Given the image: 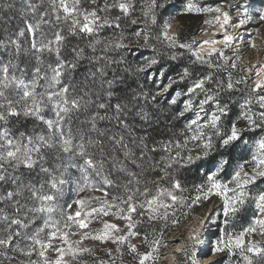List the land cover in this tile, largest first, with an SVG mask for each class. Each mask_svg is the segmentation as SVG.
<instances>
[{"label":"snow or ice","instance_id":"6c2138e0","mask_svg":"<svg viewBox=\"0 0 264 264\" xmlns=\"http://www.w3.org/2000/svg\"><path fill=\"white\" fill-rule=\"evenodd\" d=\"M138 3L143 19L130 20L141 25L131 35L142 39L138 49L155 54L133 66L127 55L135 53L125 43L122 21L133 16ZM251 5L252 0H220L205 7L200 0H183L176 16L216 13L204 23H216L223 39L181 42L172 30L173 15L160 19L173 0H0V257L9 264H89L83 259L89 254L92 264H116L126 245L134 264H157L161 249L177 239H165L167 231L191 218L187 238L173 249L182 259L172 255L170 264H200L207 252L226 254L224 264L235 257V264H264V63L244 68L225 55L240 38L236 29L254 18L264 23V7L253 11ZM107 29L112 32L105 36ZM153 40L185 50L190 66L206 65L208 71L193 78L194 67L162 66ZM250 46L257 47L254 41ZM183 55L173 51L168 60ZM238 67L249 75L235 78ZM253 70L260 79L234 114V102L224 94L241 91L238 86L247 84ZM220 71L226 79L215 75ZM140 74L156 84L155 92L128 85L129 75ZM166 96L165 106L160 98ZM162 113L169 123L166 139L159 131ZM21 116L43 128L17 133L13 120ZM181 120L183 126L173 131ZM249 148L248 158L225 179L234 154ZM181 170L204 179L185 187ZM165 180L170 187L162 186ZM149 185L155 186L154 195ZM66 191L75 199L65 208L60 201ZM248 209L249 224L228 231ZM108 216L124 221L123 228L102 219ZM136 217H146L150 233L141 236L138 225L145 221ZM98 218L102 227L89 228ZM256 233L262 240L251 238ZM89 239L110 242L115 252L103 247L107 259L101 258L85 244Z\"/></svg>","mask_w":264,"mask_h":264},{"label":"trees","instance_id":"16d2710c","mask_svg":"<svg viewBox=\"0 0 264 264\" xmlns=\"http://www.w3.org/2000/svg\"><path fill=\"white\" fill-rule=\"evenodd\" d=\"M207 1H212L214 3V5L216 4L214 2V0H207ZM182 2H183V0H173L174 7H170L169 10L164 12L163 16L160 18L161 22H163V18L164 17L168 16L169 14H172L173 17H174L172 20L178 19V20L183 22L182 26H180V28L178 29L179 39H180L181 42L192 38L191 37V31H192V29L194 27V22L191 21L192 18L189 19L190 18L189 16H187V15L176 16L175 15L176 11L179 9V7L182 4ZM139 7H140V5L138 3L137 4V11L133 14V16L130 17L129 19H127V20H123L122 21V26L124 27L125 33L128 36V39L125 41V43L129 44V47L135 53L134 55H127V59L133 64V66H135L137 63L143 62V58L144 57L152 56V55L155 54L152 51V49H138L137 48L138 43H142L143 41H142V39L140 41H137L136 38L131 35L132 32L139 30L140 27H141V25L139 23L137 25H132L130 23V20L132 18H137L138 21L143 19L141 13L139 12ZM112 14L116 15L118 13L114 11ZM0 23H2V22H0ZM16 23H17L16 20L12 21V25L13 26L16 25ZM111 32H112L111 29H107V30H105L103 32V35H105V36L110 35ZM151 43L156 45V50L161 55L162 66L172 67L175 71H179V69L184 67V66H190L189 65V60L191 59V57L185 50H182V49L172 50V49L167 48L165 45L159 44L158 42H156L154 40ZM173 51H184V55H183V57H181L180 59H178L176 61H170V60H168V56H170ZM213 60L215 61V56L213 57ZM160 66L161 65L154 66V68H158ZM190 67H194V69H195L193 78H195V75L197 73H206L208 71L206 65L205 66H201V65L197 64V65L190 66ZM152 74H153L152 72L148 73V75H152ZM168 75H173V72H169ZM215 75H217V76H219L221 78H224V79H226V77H227V73H225L223 71L216 72ZM240 76H246V74L244 73V71H241L240 67H238L234 71V77L238 78ZM157 79H159L158 75H157ZM250 80H251V78L248 80L246 85L245 84H241V85L238 86L241 89V91L233 92V93H230V94H228V93L224 94L225 95V99L231 98V100L234 102V109H233L234 114L238 110L239 103L243 102V99H244L245 95L247 94V90L252 86ZM164 82L166 83L167 80L165 79ZM127 83H128V85L131 88H136L137 85H143L145 90H151L153 92H155L157 90L156 89V84L154 82H152V81L146 80L144 78V74H140L139 76L129 75L127 77ZM181 87H186V85H182ZM175 90H176L175 88L173 90H171L172 94H174ZM166 99H170V96L161 97L160 98V103L162 105L166 106ZM181 103H182V100H181ZM209 111H211V109H209ZM163 115H166V113H162V122H161V124L159 126V131L161 133H164V137L163 138L166 139V138H168V135H169V133L167 131V129L169 128V123H168L167 120H163ZM174 123H176V128H174L172 130L173 131H177L180 127L183 126L184 121L181 120L179 122H174ZM13 124H14V130L17 133L19 131L32 130L33 126H36V128L39 127V128H37V130H40L41 128H43V125L39 124V122L35 121L33 118H27L26 119L23 116H21L18 120L14 118ZM29 128H31V129H29ZM256 135H259V133H257ZM249 155H250V148L246 149L243 152V154H234V158L232 160V163L229 165L228 172L225 174L224 178L225 179L228 178V176L230 175L232 169L234 168V165L237 162H239L242 159H247ZM178 175H179V178H181V180L183 182H185V187H188V188H191V185L193 183H199V182H201L204 179L203 177H201V176H199L197 174L186 173V172H184L182 170L179 172ZM156 178H157L156 175H152L150 177V179H152V180H156ZM261 183H264V182H261ZM162 186L163 187H170V181L169 180L163 181L162 182ZM149 187L152 188V194L154 195L155 194V186L154 185H149ZM109 191H110L111 194H118L116 189H109ZM212 198H217V197L214 196ZM140 199H143V197H140ZM0 207H3V205L0 204ZM251 216H252L251 209H248L247 211L242 212L237 218H235L234 221L230 222V224L227 226V230L228 231H233V230L239 231V230H241L243 227H245V226H247L249 224V222L251 220ZM136 218L138 219V217H136ZM141 219H144L145 222L142 225H138V228H139V231L141 232V236H143L144 233H146V232L150 233L151 232V227L152 226H150L148 224V222L146 220V217L141 218ZM155 226L157 227V229L159 228L158 224L155 225ZM175 228L176 227L170 228L167 231L166 235L169 234L171 231H173ZM149 238H151V236ZM9 255H12V253H9ZM96 255L101 257V258L107 259L105 253L102 250H99L98 253L96 252ZM123 257L125 258V257H127V255L126 254L123 255ZM0 258H1V260L3 259L2 261H0V264H9V262L7 260H5L3 257H0ZM120 258H122V257H120ZM120 258H116V264H119ZM18 259L23 260V259H26V258L23 257V256H20V257H18ZM33 259H35V256L33 257ZM83 259L87 260L89 262V264H92V261H93L94 258L91 255H89V254H83ZM13 264H15V262H13Z\"/></svg>","mask_w":264,"mask_h":264},{"label":"rangeland","instance_id":"374dc122","mask_svg":"<svg viewBox=\"0 0 264 264\" xmlns=\"http://www.w3.org/2000/svg\"><path fill=\"white\" fill-rule=\"evenodd\" d=\"M214 2L216 3L215 5L212 1L200 0L201 6H205V7H208V6L215 7L218 4H220V0H214ZM231 2L237 3V2H242V0H231ZM251 6H252L253 11L259 9L260 7H264V0H252ZM231 14L234 18L236 17L235 10H233ZM215 15H216V13H207V14H199V15L188 14L187 16L190 17L189 19L192 18L191 21L194 22V27L191 31V37L195 38L197 40H203V39H207V38H211V37L215 36V39L218 42L222 41L223 34H222V31L220 30L219 26L216 23H212V24H205L204 23V21L206 19L212 20ZM236 22L237 21L234 20L233 28H229L230 32L234 30V24ZM170 23L173 26L172 30H176L178 32V29L180 28V26H182L183 22L178 20V19H174V20L170 21ZM235 31H238L240 33V38L235 40L232 48L225 49V55H227L233 59H237L238 63L244 68L251 67V65L257 63L258 61L261 63H264V23H260L258 21V18H254V20L249 25H246L242 29H236ZM250 41H254L255 44L257 45V47H255V48L251 47ZM203 47L205 49H207L210 46L204 45ZM233 49H235V51H233ZM244 73L246 75H249L246 71H244ZM250 78H251V80H250L251 85H253L256 80L260 79V77L255 75V70H253V73L251 74ZM46 116L51 118L52 113L46 112ZM37 128H39V127H37ZM29 129H31V128H29ZM29 131H31V130H29ZM93 178L98 179L95 177H93ZM92 194L93 195H102V193H92ZM72 199H75V196L70 191H66L65 197L63 199H61L60 204L66 208L65 202L70 203L72 201ZM217 200H218L217 198H212L213 202H215ZM208 206H209V204H205L204 209L198 208L197 213H200V212L206 210ZM100 219L101 218L93 219L92 223L89 225V228H91V229L101 228L102 224L100 222ZM102 219H107L110 222L117 223L122 228H123L124 223H125L124 221L116 220L111 216L102 217ZM138 219H141V218L138 217ZM41 223H42V221H38L36 226H39V224H41ZM193 223H194V221L191 218H189L188 220L183 221L180 226L176 227L173 231H171L169 234H167L165 236V239H167V240H172L173 237H175L177 239L175 240V242L169 243L167 247L161 249V252L164 255L162 256V258L159 261H157V264H170L172 255H175L177 260L181 259L179 254H176L173 252V249L180 246V239L181 238H183V239L187 238L188 233L185 231V226H191ZM81 231H83V230H81ZM210 231H215V226H213V228L210 229ZM217 235H218V232H217ZM74 238H78V237H74ZM251 238L256 239V240H262V237L259 233L254 234ZM131 242L132 243H139L140 241L138 238H132ZM85 244L89 247H94L97 253L103 247L112 248L113 251L115 252V245L111 244L110 242L107 244L101 245L99 242H94V241L89 239V240L85 241ZM145 250H146V246L140 247V251H145ZM123 251H124V255L126 254L127 257L124 258L122 256V258H120V256H117L116 258H120L119 264H134L131 256L128 255V253H127L126 245L123 247ZM50 255L54 256L55 254L50 253ZM207 255L212 256L211 252H207ZM203 256H205V255H203ZM203 256H201V257H203ZM201 257H200V261H201ZM213 258L218 259L220 264H224V261L228 259L226 254H218L217 256H215ZM236 259H238V257L233 258L232 264H235ZM2 260L0 258V261H2Z\"/></svg>","mask_w":264,"mask_h":264},{"label":"bare ground","instance_id":"6f19581e","mask_svg":"<svg viewBox=\"0 0 264 264\" xmlns=\"http://www.w3.org/2000/svg\"><path fill=\"white\" fill-rule=\"evenodd\" d=\"M210 259H214L213 256L205 255V256L201 257L200 264H205V262H206L207 260H210Z\"/></svg>","mask_w":264,"mask_h":264}]
</instances>
